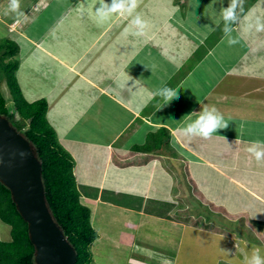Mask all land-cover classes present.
Segmentation results:
<instances>
[{
	"label": "crops",
	"instance_id": "crops-1",
	"mask_svg": "<svg viewBox=\"0 0 264 264\" xmlns=\"http://www.w3.org/2000/svg\"><path fill=\"white\" fill-rule=\"evenodd\" d=\"M9 3L0 0V40L18 45L21 91L29 102L46 100V119L75 161L80 201L98 233L90 246L101 241L139 264H174L175 228L181 237L197 228L189 194L229 214L198 192L195 166L203 180L209 167L264 208V157L248 151L264 152V30H245L257 16L264 23V0H239L228 27L221 9L230 0H137L130 14L104 23L94 18L101 0H20L17 12ZM166 90L177 96L165 100ZM213 108L226 128L207 138L186 131ZM76 160L88 163L82 180ZM249 212L231 215L264 236V216ZM154 245L159 257L148 254Z\"/></svg>",
	"mask_w": 264,
	"mask_h": 264
},
{
	"label": "trees",
	"instance_id": "trees-1",
	"mask_svg": "<svg viewBox=\"0 0 264 264\" xmlns=\"http://www.w3.org/2000/svg\"><path fill=\"white\" fill-rule=\"evenodd\" d=\"M17 53L18 45L14 41L0 40V77L6 83L11 101L8 105L0 92V114L7 117L35 147L42 166L47 202L64 235L76 250L75 264H91L89 246L98 238V233L90 223L89 208L80 201L82 187L73 174V158L59 143L46 119V100L29 102L24 97L16 77ZM0 220L10 226V240L0 239V264H35L27 223L17 212L10 191L1 183ZM192 221L195 227L203 230L219 229L199 218Z\"/></svg>",
	"mask_w": 264,
	"mask_h": 264
},
{
	"label": "rangeland",
	"instance_id": "rangeland-1",
	"mask_svg": "<svg viewBox=\"0 0 264 264\" xmlns=\"http://www.w3.org/2000/svg\"><path fill=\"white\" fill-rule=\"evenodd\" d=\"M46 70H48V68L44 69L41 67L40 69V71L44 73L43 76L49 77L50 74ZM25 81V78L24 80L23 78L21 79L24 89L27 90V83ZM38 82L41 91V78H39ZM0 92L5 97L7 104L10 105V95L2 77H0ZM208 157H211V155H208ZM84 162L85 160H76V177L80 180L85 177L84 169L85 166L88 165V163L84 164ZM240 162L246 163V159H242ZM197 167L198 166L194 167V174L196 175V182L199 184L198 192H201L207 200L213 203V205H224L229 211V214H225L218 207H213L212 205L203 206L204 204L199 202L200 200L193 194H189L188 199L190 201V206L188 207V212L190 218L202 219L213 226H217L219 229L215 231H205L189 226L181 237L180 234H178L177 228H175L176 233L173 232L172 237L175 241L174 244H178L176 247L178 256L174 264H246V261L254 252H258L259 256L264 258V236L255 232V225L251 222L249 223L247 217L243 215H231L232 211L234 212L233 214H236V210H243L250 206V209L256 212H249V216H264L263 206L252 201L251 197V200H249L244 190H241L240 187L237 188L230 185L228 180H226L228 177L225 176L226 179L224 177H218L209 167H204L207 173V180H203L197 173ZM100 177V172L98 170L93 179L99 181ZM188 187V192H191L192 187ZM179 202H183L185 206L187 204L186 200H181V198H179ZM0 239L5 241L10 240V226L1 220ZM165 242L170 244L171 240ZM256 243L258 244L256 245ZM155 246L156 245H154V247L151 246V248L149 247L148 254L153 252L152 255L156 254V257H159L154 249L156 248ZM166 246L164 245L162 249H165ZM104 247L106 246H104L101 241L94 242L89 246L93 255L91 264H139L138 261L129 259L125 251H119L114 246L108 249ZM166 249H169V246ZM143 262L142 264H150L146 263V261Z\"/></svg>",
	"mask_w": 264,
	"mask_h": 264
},
{
	"label": "water",
	"instance_id": "water-1",
	"mask_svg": "<svg viewBox=\"0 0 264 264\" xmlns=\"http://www.w3.org/2000/svg\"><path fill=\"white\" fill-rule=\"evenodd\" d=\"M0 183L27 223L35 264H75L76 250L64 235L45 196L42 166L33 144L0 114Z\"/></svg>",
	"mask_w": 264,
	"mask_h": 264
},
{
	"label": "clouds",
	"instance_id": "clouds-1",
	"mask_svg": "<svg viewBox=\"0 0 264 264\" xmlns=\"http://www.w3.org/2000/svg\"><path fill=\"white\" fill-rule=\"evenodd\" d=\"M238 4L239 0H230L228 7L221 9V16L225 22L226 27L237 22ZM136 6L137 0H112L110 6L106 4L104 0H101V7L95 10L94 18L98 23H104L112 14H130ZM19 7L20 0H10V12H17ZM134 23L138 25L140 29L145 28V22L140 18L139 15H137V17L135 18ZM253 28L256 31L264 30V23L261 22V17H255L254 21H251L246 25L245 30L250 31ZM139 34L143 35L144 33L141 32ZM237 42V38H234L230 43L235 44ZM164 96L165 100H169L172 97L177 96V93L174 90H166ZM214 112L215 108H213L211 112L205 109L204 114L200 115L194 123L190 124L187 127L186 131L189 133H197L198 135L207 138L218 128H226L228 126L227 121H224L218 114H213ZM248 151L255 155L257 161H260L261 158L264 157V152L256 151L254 148H249ZM246 264H264V258H261L258 252H254L246 261Z\"/></svg>",
	"mask_w": 264,
	"mask_h": 264
}]
</instances>
